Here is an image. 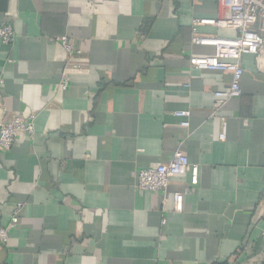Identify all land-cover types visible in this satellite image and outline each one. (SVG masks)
Segmentation results:
<instances>
[{"label":"crops","instance_id":"crops-1","mask_svg":"<svg viewBox=\"0 0 264 264\" xmlns=\"http://www.w3.org/2000/svg\"><path fill=\"white\" fill-rule=\"evenodd\" d=\"M227 16L219 0H0L16 34L0 41V120L35 116L0 153V224L23 205L0 264H264V55L243 57L242 95L219 107L231 75L190 63L211 52L193 20ZM178 149L197 183L137 188Z\"/></svg>","mask_w":264,"mask_h":264},{"label":"built area","instance_id":"built-area-1","mask_svg":"<svg viewBox=\"0 0 264 264\" xmlns=\"http://www.w3.org/2000/svg\"><path fill=\"white\" fill-rule=\"evenodd\" d=\"M227 9L228 16L217 19H194L192 23L191 42L193 45L208 48L211 52L205 55L192 56V68L201 71H221L231 75L227 87L216 91V106L219 107L232 98L242 95V82L245 75L242 59L246 55H264V0H219ZM211 25L226 27L237 31L234 37H225L213 33L202 32L200 26ZM16 34L9 24L0 26V41L6 44L14 42ZM62 46L71 54L79 50L66 37L58 39ZM70 84L68 73H64L59 84L60 88L67 90ZM180 112L178 115H187ZM35 116L31 115L24 120L14 114L9 120H0V153L10 151L20 133L32 136L35 132ZM225 139V134L221 135ZM197 166L192 165L188 156L180 149L175 151L172 159L167 163L145 167L137 173V188L146 191H161L166 193L172 177L185 175L192 171V182L197 183ZM174 209H183V195L179 192L173 194ZM264 207V200L262 203ZM23 205L16 203L7 224H0V243L9 241L11 232L19 224V216ZM264 236V230H263Z\"/></svg>","mask_w":264,"mask_h":264}]
</instances>
